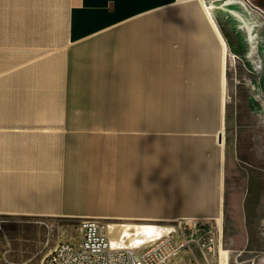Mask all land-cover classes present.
Listing matches in <instances>:
<instances>
[{
  "label": "crops",
  "instance_id": "obj_1",
  "mask_svg": "<svg viewBox=\"0 0 264 264\" xmlns=\"http://www.w3.org/2000/svg\"><path fill=\"white\" fill-rule=\"evenodd\" d=\"M235 62L264 99V0H0V216L76 222L43 257L86 218L136 251L222 220L227 130L264 156Z\"/></svg>",
  "mask_w": 264,
  "mask_h": 264
},
{
  "label": "rangeland",
  "instance_id": "obj_2",
  "mask_svg": "<svg viewBox=\"0 0 264 264\" xmlns=\"http://www.w3.org/2000/svg\"><path fill=\"white\" fill-rule=\"evenodd\" d=\"M240 69L235 62L234 88L228 93L234 117L245 116L249 100L262 102L263 107L259 106L257 110L264 116L263 97L254 93ZM227 131L233 150L228 165L226 216L196 229L190 240L191 249L185 243L191 235L185 238L180 231L179 237H170L177 250L162 264H205L207 259L210 264H223L221 261L224 260H220L222 250H229L228 264H264V156L252 155L243 147L247 138L242 135L241 125H233ZM75 223L61 218L0 216V259L37 264L44 254L39 252L42 248L40 240L74 236L77 233ZM202 243L206 245L202 246Z\"/></svg>",
  "mask_w": 264,
  "mask_h": 264
},
{
  "label": "built area",
  "instance_id": "obj_3",
  "mask_svg": "<svg viewBox=\"0 0 264 264\" xmlns=\"http://www.w3.org/2000/svg\"><path fill=\"white\" fill-rule=\"evenodd\" d=\"M186 225H188L186 223ZM181 233L190 246L194 230L187 233L186 227H180ZM79 242L59 241L43 257V264H162L167 262L177 250V246L168 236H162L141 251L131 248H115L100 223L93 218L81 221ZM202 243V246H205ZM191 249V246H190ZM0 264H15L2 262ZM205 264H210L209 259Z\"/></svg>",
  "mask_w": 264,
  "mask_h": 264
},
{
  "label": "bare ground",
  "instance_id": "obj_4",
  "mask_svg": "<svg viewBox=\"0 0 264 264\" xmlns=\"http://www.w3.org/2000/svg\"><path fill=\"white\" fill-rule=\"evenodd\" d=\"M198 241V240H197ZM189 243H192V241H189ZM221 259L220 260H224V261H221L223 264H226L225 262H226V258H227V252H226V250H222L221 251ZM220 264V263H219Z\"/></svg>",
  "mask_w": 264,
  "mask_h": 264
}]
</instances>
